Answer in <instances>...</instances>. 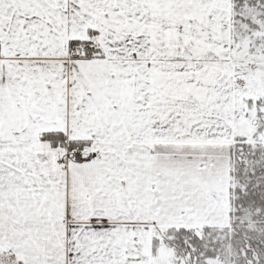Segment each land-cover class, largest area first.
<instances>
[{
  "label": "snow or ice",
  "instance_id": "snow-or-ice-1",
  "mask_svg": "<svg viewBox=\"0 0 264 264\" xmlns=\"http://www.w3.org/2000/svg\"><path fill=\"white\" fill-rule=\"evenodd\" d=\"M0 264H264V0H0Z\"/></svg>",
  "mask_w": 264,
  "mask_h": 264
}]
</instances>
